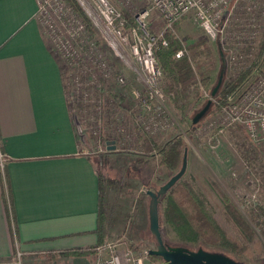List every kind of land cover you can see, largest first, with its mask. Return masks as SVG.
I'll return each mask as SVG.
<instances>
[{"label": "crops", "instance_id": "obj_1", "mask_svg": "<svg viewBox=\"0 0 264 264\" xmlns=\"http://www.w3.org/2000/svg\"><path fill=\"white\" fill-rule=\"evenodd\" d=\"M36 12L35 0H0V264H95L124 216L106 193L99 243V160L82 151L90 139Z\"/></svg>", "mask_w": 264, "mask_h": 264}, {"label": "built area", "instance_id": "obj_2", "mask_svg": "<svg viewBox=\"0 0 264 264\" xmlns=\"http://www.w3.org/2000/svg\"><path fill=\"white\" fill-rule=\"evenodd\" d=\"M35 1L36 18L61 65L65 95L69 107L72 106L70 111L86 121L95 147L100 150L106 147V151L108 134L117 136L115 148L130 142L139 145L140 139L124 123L122 97L109 88L111 84L122 87L125 77L111 66L96 33L138 73L145 89L142 93L133 91L134 126L138 135L154 139L170 130L174 122L165 108L153 104L165 102L167 97L154 53L161 36L151 35L145 25L151 10L162 22L164 31L172 30L188 16L211 40L220 38L225 42L228 66L234 78L248 65L244 49L258 43L264 28V0H147V6L137 11L129 7V0H74L82 14L66 0ZM125 10L136 23L129 29L125 28ZM84 18L91 23L92 30L87 28ZM161 44L166 46V40L162 39ZM185 52L183 46L175 56ZM199 87L203 99L215 101L207 89ZM236 126L244 130L253 146L260 147L264 156V53L242 85L227 96L224 106L210 114L196 134L200 136L205 130L219 134ZM82 151L87 153L85 149ZM144 254L121 248L117 242H106L97 248L95 264H145Z\"/></svg>", "mask_w": 264, "mask_h": 264}, {"label": "rangeland", "instance_id": "obj_3", "mask_svg": "<svg viewBox=\"0 0 264 264\" xmlns=\"http://www.w3.org/2000/svg\"><path fill=\"white\" fill-rule=\"evenodd\" d=\"M129 1V7L135 11L142 10L147 6V0ZM145 25L154 37L162 36L166 32L162 22L152 10L145 20ZM169 32L181 40L182 47H187L188 44L198 38L204 37L211 45L214 54L218 55L219 49L221 52L223 51V59H217V67L211 74L207 91L210 92L219 79L221 80L220 84H222L228 77H231L228 66V46L220 38L211 40L188 16L178 21ZM95 36L101 42L111 66L125 77V84L122 87L111 84L109 88H112L110 91L123 97L124 123L133 135L138 137V131L135 129L132 117L136 102L133 91L137 90L142 93L145 89L144 84L138 73L129 68L110 49L107 43H104L98 33ZM185 51L187 52L188 49L185 48ZM249 57L251 58L250 53H248L247 58ZM197 92H200L198 86L191 87L187 92L184 120L169 99L166 98L165 102L162 103L153 102L156 107L165 108L172 122H174L170 130L164 134H158L153 140L156 144L161 145L172 138L181 139V162L184 150L187 151V165L182 179L192 181L195 187L207 198L209 209L221 226L230 235L242 239L235 227L224 218L222 201L210 181L226 194L254 232L253 238L246 241L247 251L240 255L238 260L242 264H264V221L254 217V211L264 207V156L260 147L253 146L246 137L244 130L238 126L226 128L219 134L205 130L200 136L197 135L196 130L208 120L210 114L215 110L211 102L209 111L195 126H192L194 114L208 100L203 99L205 101L202 104H197L195 101ZM70 107L72 109L71 105ZM73 117L90 139L89 146L84 149L97 157L99 160L98 170L108 179L117 181V185L107 188L105 194L107 193L110 199L113 197L118 199L116 202L124 219L120 223L114 224L106 242H117L119 247H128L137 254H144L146 250L155 249L156 241L149 230L148 207L150 197L146 194V190L149 187L158 190L177 170L172 173L164 171L158 163L157 154L152 152L149 145L141 147V143L136 145L130 142L125 146L116 147L113 151H106V147H101L102 150H100L99 147H95L86 121L75 115ZM109 123L110 121H107V124ZM106 137L113 141L117 138L116 135L110 134ZM102 155H106L108 158L105 164L100 163ZM140 155L144 157L142 163L136 161ZM181 162L178 168H180ZM161 209L162 205L159 206L160 216ZM160 225L165 244L186 247L190 250L198 248L194 242H181L175 232L162 221H160ZM212 247L214 246H206L208 249H212ZM144 255L145 264H161L159 261L152 260L149 253Z\"/></svg>", "mask_w": 264, "mask_h": 264}, {"label": "trees", "instance_id": "obj_4", "mask_svg": "<svg viewBox=\"0 0 264 264\" xmlns=\"http://www.w3.org/2000/svg\"><path fill=\"white\" fill-rule=\"evenodd\" d=\"M66 1L82 14V11L74 0ZM124 15L125 28L129 29L134 27L136 23L130 13L125 10ZM84 19L87 28L92 30L91 23L87 18ZM162 39L166 40V46L161 44ZM180 48H182L181 40L169 31H166L157 39L154 53L162 70L163 91L170 103L181 114L182 120H184L186 107L185 99L188 90L193 86H203L205 89L207 88L211 80V74L217 67V59H223V51L221 52L219 49L218 55L214 54L211 45L204 37H200L196 41L188 44L187 47H185L188 51L184 53V55L176 57L175 53ZM244 51L247 54H251V58H248V65L246 68L242 69L235 78L232 76L228 77L220 84L213 96L215 101L212 102V105L215 109H219L226 104L227 96L242 85L253 68V65L258 63L263 57L264 28L258 43L255 46H247ZM209 93L211 94V90ZM195 101L197 104H202V102L205 101L202 98L201 92L195 94ZM138 138L140 139L141 147L149 145L152 152L157 154L158 163L164 171L172 173L179 170L178 167L181 162V139L172 138L160 145L156 144L153 139L145 135L139 134ZM107 159L106 155H102L100 163L105 164ZM136 161L142 163L144 157L140 155ZM97 172L99 178V211L96 232L99 235V243H102L109 234L106 222L107 208L105 206V192L107 188L115 187L117 181L108 179L100 170H97ZM210 182L222 201L224 218L235 227L242 239L230 235L221 226L213 212L209 209L205 195L195 187L192 181L182 178L166 193L160 196L158 212L160 205H162V209L161 216L159 214V224L160 221H162V223L169 226L181 242H194L197 244L198 248L210 252L223 253L241 263L238 257L247 251L246 241L253 238L254 232L245 218L236 209L235 205L228 199L226 194L221 192L215 183L212 181ZM148 190L156 191V189L152 187H149ZM254 217L264 221V207H261L258 211H254ZM210 245L214 247H212V249L206 248V246ZM131 248L135 249V247L132 246ZM94 249L95 247L78 248L72 250L70 253L79 256L88 252H94ZM149 256L152 260L162 263L161 257L154 255Z\"/></svg>", "mask_w": 264, "mask_h": 264}, {"label": "water", "instance_id": "obj_5", "mask_svg": "<svg viewBox=\"0 0 264 264\" xmlns=\"http://www.w3.org/2000/svg\"><path fill=\"white\" fill-rule=\"evenodd\" d=\"M220 82L221 80L219 79L218 83L211 90L212 97L218 90ZM211 102L212 100L208 99L204 106L194 114L192 118L193 125H196L204 117L210 108ZM107 150H115V144L113 140L107 141ZM186 165L187 151L185 149L179 170L173 174L163 185H161L158 190H146V194L150 197L148 207L149 230L156 241V248L149 249L148 253L150 255L161 257V264H241L223 253L210 252L202 248L190 250L186 247L169 246L164 243L159 224V198L182 178L186 170Z\"/></svg>", "mask_w": 264, "mask_h": 264}]
</instances>
